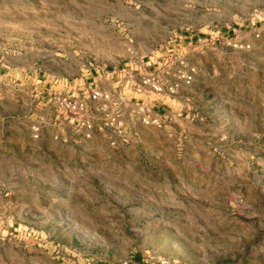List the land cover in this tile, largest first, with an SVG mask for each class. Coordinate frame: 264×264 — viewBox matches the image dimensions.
I'll return each mask as SVG.
<instances>
[{"label":"rangeland","instance_id":"obj_1","mask_svg":"<svg viewBox=\"0 0 264 264\" xmlns=\"http://www.w3.org/2000/svg\"><path fill=\"white\" fill-rule=\"evenodd\" d=\"M103 71L176 84L140 95L175 127L65 129L46 90ZM158 259L264 264V0H0V264Z\"/></svg>","mask_w":264,"mask_h":264},{"label":"built area","instance_id":"obj_2","mask_svg":"<svg viewBox=\"0 0 264 264\" xmlns=\"http://www.w3.org/2000/svg\"><path fill=\"white\" fill-rule=\"evenodd\" d=\"M185 72L179 77L180 81L190 84L194 70L185 67ZM132 76L125 83L134 94L149 97L151 94L162 95L164 93L174 94L177 85L169 84L162 80V76L155 74H145L136 80L134 84L130 83ZM48 103L54 108V111L62 121L76 132H85V137L89 138L93 131L98 134L109 137L108 142L111 147L118 144L126 145L137 136V126L152 128L158 131H167L173 129L178 122V116L169 109L162 107L156 111L153 104L144 105L136 103L130 110L128 120H125L122 112L115 107L112 111L105 112L100 123L95 125L91 114L90 104L111 100L110 94L93 88L77 89L74 93L51 92ZM33 138H37L38 129H33ZM142 264V263H137ZM152 264H173L164 259H158Z\"/></svg>","mask_w":264,"mask_h":264},{"label":"crops","instance_id":"obj_3","mask_svg":"<svg viewBox=\"0 0 264 264\" xmlns=\"http://www.w3.org/2000/svg\"><path fill=\"white\" fill-rule=\"evenodd\" d=\"M129 77H130L129 73H126V72L116 73L115 71L113 72L103 71L100 74H98L96 77H94L91 83L83 87V88H92V87L94 88L95 87L96 89L102 91L103 93L110 94L111 100L107 102L99 101V102L90 104L91 114H92L95 125L100 123L105 112L112 111L115 107H117L122 112L124 119L128 120V117L130 116V110L134 107V105L136 103H140V101L144 102L143 97H141L140 95H135L134 93H131L130 88L125 85ZM69 89H72V88L68 87L66 91H68ZM46 91L49 95L51 93V88L50 90H46ZM46 107H48L47 111L49 110V112L53 113L52 110H50L49 108L50 106L48 104V101H46ZM157 111H160V110L158 109ZM54 119H55L54 124L57 125L58 130L52 131L50 133V136L59 137L61 139L63 138V140H65L66 135L62 131L64 129L60 128L61 126H63L62 124L63 122L59 121L56 117ZM64 127H66L65 129H69L68 125L64 124ZM80 134L83 136V133H80ZM99 135L101 136V137L99 136L101 139H105L108 141L109 139L108 136L106 135L104 136L101 134Z\"/></svg>","mask_w":264,"mask_h":264}]
</instances>
